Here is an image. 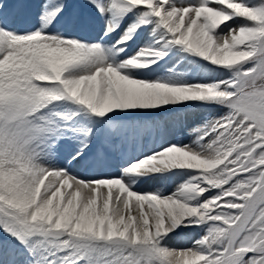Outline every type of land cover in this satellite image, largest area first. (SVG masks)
I'll use <instances>...</instances> for the list:
<instances>
[{
	"label": "snow or ice",
	"instance_id": "1",
	"mask_svg": "<svg viewBox=\"0 0 264 264\" xmlns=\"http://www.w3.org/2000/svg\"><path fill=\"white\" fill-rule=\"evenodd\" d=\"M0 264H264V0H0Z\"/></svg>",
	"mask_w": 264,
	"mask_h": 264
},
{
	"label": "rangeland",
	"instance_id": "2",
	"mask_svg": "<svg viewBox=\"0 0 264 264\" xmlns=\"http://www.w3.org/2000/svg\"><path fill=\"white\" fill-rule=\"evenodd\" d=\"M197 118H198V116H197ZM175 135H177L179 139H183V142L184 143H187L188 140L190 139V137H189L188 132H187L186 129L184 131H182V132L175 133ZM181 135L183 136V138H180ZM167 183L168 182H164V181L158 182V181H153V180H147V181H145L144 183H142L140 185V188L143 189V190H150L153 187H157V186L166 187L167 186ZM177 246H182V245H177Z\"/></svg>",
	"mask_w": 264,
	"mask_h": 264
}]
</instances>
